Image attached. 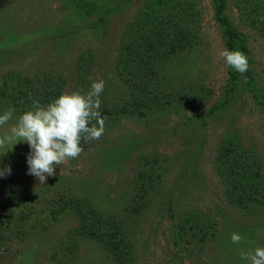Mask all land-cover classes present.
I'll use <instances>...</instances> for the list:
<instances>
[{
    "label": "rangeland",
    "instance_id": "rangeland-1",
    "mask_svg": "<svg viewBox=\"0 0 264 264\" xmlns=\"http://www.w3.org/2000/svg\"><path fill=\"white\" fill-rule=\"evenodd\" d=\"M159 1L0 0V115L13 109L0 136L51 89L98 78L107 118L45 185L26 143L0 148V264H251L241 253L264 247V32L230 4L240 74L212 0H163L188 30L168 54L139 41Z\"/></svg>",
    "mask_w": 264,
    "mask_h": 264
},
{
    "label": "clouds",
    "instance_id": "clouds-1",
    "mask_svg": "<svg viewBox=\"0 0 264 264\" xmlns=\"http://www.w3.org/2000/svg\"><path fill=\"white\" fill-rule=\"evenodd\" d=\"M219 55L236 72H247L249 64L243 52L224 49ZM103 90L104 81L98 78L84 94L80 91L62 94L46 106L33 100L32 110L20 115L7 133L0 136V148L10 145L6 153L15 144L26 143L30 149L26 158V174L45 185L47 178L55 174L57 165L80 155L83 151L80 147L82 140H98L103 135L107 119L99 111V95ZM12 117L13 109L5 111L0 115V126H4ZM10 174V166L0 169V177ZM241 239L239 234L231 235L233 243H239ZM241 257L250 260L251 264H264V247L256 248L254 254L241 253Z\"/></svg>",
    "mask_w": 264,
    "mask_h": 264
},
{
    "label": "trees",
    "instance_id": "trees-1",
    "mask_svg": "<svg viewBox=\"0 0 264 264\" xmlns=\"http://www.w3.org/2000/svg\"><path fill=\"white\" fill-rule=\"evenodd\" d=\"M212 4L215 20L224 29L226 45L229 48V51H235L237 48L246 50L244 35L233 25L228 16L230 4L235 5L240 17L247 21L250 26L261 28L264 32V0H212ZM146 11L152 12V9ZM152 13L155 14L149 15V17H147L148 21L144 20L145 27L142 32L143 35L140 33L139 36V41L142 45L146 42L156 46L160 45V47L166 50L168 54L189 49L187 38L185 37L188 30L183 29L179 24L181 21L179 13H184L181 9L176 11L175 15H171L170 13L173 14V12L170 10V7H168L163 0H160L157 12L153 11ZM136 42H138V40H136ZM123 70L126 71V66ZM8 83L9 81L5 80L3 86L6 85L5 87L8 91L11 89L9 93L14 91L17 94H23L26 92V89H24L17 81L16 84L22 88L15 87L14 90V85L9 88ZM50 92L52 93L51 98L53 100L58 97V94L56 93H60L56 91L54 93L52 89Z\"/></svg>",
    "mask_w": 264,
    "mask_h": 264
}]
</instances>
